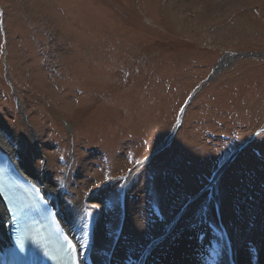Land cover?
<instances>
[{
  "label": "rangeland",
  "instance_id": "1",
  "mask_svg": "<svg viewBox=\"0 0 264 264\" xmlns=\"http://www.w3.org/2000/svg\"><path fill=\"white\" fill-rule=\"evenodd\" d=\"M236 53L264 54V0H0V144L91 212L98 264L214 242L258 264L264 56L211 79Z\"/></svg>",
  "mask_w": 264,
  "mask_h": 264
},
{
  "label": "bare ground",
  "instance_id": "2",
  "mask_svg": "<svg viewBox=\"0 0 264 264\" xmlns=\"http://www.w3.org/2000/svg\"><path fill=\"white\" fill-rule=\"evenodd\" d=\"M226 62L229 63L230 59L223 58L222 63H220L219 66L221 68H224V65ZM2 136H4V135H2ZM8 140L9 139L5 138V140H3V144H0V152L1 151L7 152L14 159V161L19 165V167L22 169V171L26 175L31 177L33 180H35V182L40 187L43 188V190L45 191L48 198L51 199L55 203L56 207L60 211L61 220H62L64 226L68 229L69 233L71 235H74V238L78 241L80 247H82V246L86 247L85 251L83 252V256L86 259H88L89 255L92 254L94 257V260H97V258L99 257V255L101 253L99 252V250H98L99 248L95 242V236L91 232L92 228H89V226L91 225V222H94L91 212H83L82 211L78 215L77 209H75V207L72 208V207L67 205V201L60 197L58 190L53 188L51 186V184L49 182H47V180H46L45 176H43V174H41L39 172L40 176L36 175L32 171L27 169L26 166H24L22 164L19 156L17 155V151L14 148V145L9 142L10 140L9 141ZM41 175L43 177H41ZM92 225H94V224H92ZM8 230H9V220L6 216L5 209L3 208L2 203L0 202V264H2V259L5 257L6 247L9 245V236L10 235H9ZM156 245H157V243H155V246ZM183 245H184V243L179 245V246L172 247L170 249L171 254H168L166 259L163 261L161 260L162 258L160 259L159 254H158L157 259L155 258V259L151 260V258H149V259L147 258L145 263H143L142 259H140L139 257H136L134 259L133 263L134 264H138V263L139 264H196V259H195L196 255L193 256V258H194L193 259L192 254H195L197 245L195 244L194 245L195 249H193L192 251H189L190 255H191L190 258H188V257L182 258L183 257L182 254L185 252L183 250ZM149 246H147L146 251L150 250ZM155 246H154V248H155ZM248 257L250 258L251 256L248 255ZM238 258H240V261L242 264H249V263L253 264L252 262H248L247 260H249V259H246L244 256H240ZM94 260H93V262H94ZM113 262H114V258L112 260L107 259L103 264H113ZM258 264H264V259L258 261Z\"/></svg>",
  "mask_w": 264,
  "mask_h": 264
},
{
  "label": "water",
  "instance_id": "3",
  "mask_svg": "<svg viewBox=\"0 0 264 264\" xmlns=\"http://www.w3.org/2000/svg\"><path fill=\"white\" fill-rule=\"evenodd\" d=\"M262 56H264V54L236 53V54H231V55L225 56V57H223V58H228V59H230V62H232V61L235 60L236 58H262ZM223 58H222V59H223ZM222 59L220 60V63H221ZM230 62L227 63V64L224 66V68H221V67L219 66V65H220V63H219V64L216 66V68L214 69V73H213V75L211 76V79H212L213 77H215V75H218L219 73H222L223 70H225V68L228 67V65L230 64ZM7 80H9V79H8V75H7ZM205 83H207V82H205ZM205 83H204V84H205ZM204 84H203L201 87L197 88V90H196V92L194 93L193 97H194V96L200 91V89L204 86ZM193 97H191V98L189 99V102L187 103V105L193 100ZM185 108H186V107H185ZM185 108H184V110H185Z\"/></svg>",
  "mask_w": 264,
  "mask_h": 264
},
{
  "label": "snow or ice",
  "instance_id": "4",
  "mask_svg": "<svg viewBox=\"0 0 264 264\" xmlns=\"http://www.w3.org/2000/svg\"><path fill=\"white\" fill-rule=\"evenodd\" d=\"M0 191H2V189H0ZM70 247H71V249H72V251L74 253L73 259L75 260V259H77L76 255H75V253L77 252L76 245L70 244ZM77 264H78V260H77Z\"/></svg>",
  "mask_w": 264,
  "mask_h": 264
}]
</instances>
